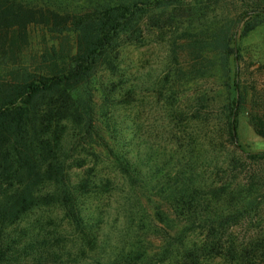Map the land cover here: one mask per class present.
Listing matches in <instances>:
<instances>
[{
	"label": "trees",
	"instance_id": "trees-1",
	"mask_svg": "<svg viewBox=\"0 0 264 264\" xmlns=\"http://www.w3.org/2000/svg\"><path fill=\"white\" fill-rule=\"evenodd\" d=\"M209 1L213 7L224 0H86L67 10L49 1L0 0V264H64L58 254L63 246L52 245L56 234L47 231L54 210L67 221L66 237L75 242L77 255L98 246L87 206L96 186L87 178L95 168L72 180V170L92 161L112 165L126 188L127 221L110 264H212V256L223 253L230 264L263 263L264 239L244 245L223 240L230 228L257 214L264 176L252 172L245 185L235 180L212 185L205 175L212 155L165 164L161 174L152 160L134 157L114 116L117 91L126 85L118 75L122 48L144 45L154 30L175 35V49L176 40H184L195 59L206 42L234 55L238 26L264 10V0H241L245 8L237 18L209 22L204 15ZM243 25L245 33L255 27ZM39 28L51 38L43 37L44 45L27 63L31 32ZM6 70L12 78L4 76ZM105 71L119 80L107 82ZM234 89L235 98L227 92L223 106L232 150L222 158L225 178L233 179L237 171L264 162V152L238 144L248 94L237 81ZM125 91L130 99L131 87ZM252 117L255 133L264 138L263 119ZM107 178L116 181L117 175ZM105 181L102 188L109 191L112 183ZM196 234L201 238L191 240Z\"/></svg>",
	"mask_w": 264,
	"mask_h": 264
},
{
	"label": "rangeland",
	"instance_id": "rangeland-1",
	"mask_svg": "<svg viewBox=\"0 0 264 264\" xmlns=\"http://www.w3.org/2000/svg\"><path fill=\"white\" fill-rule=\"evenodd\" d=\"M29 1H49L56 10H67L86 0ZM246 2L250 4V0ZM209 5L204 14L209 22L237 18L245 8V5H241V0H224L213 7L212 1H209ZM226 5L235 6L230 9ZM193 8L199 9L200 6ZM246 22L255 25L247 33L244 32L243 25ZM238 27L240 29L235 36L234 45L236 53L230 56L220 52L218 46L212 48L206 42L207 48L202 57L195 59L186 50L184 40H176L180 43L175 49L172 46L175 35H161L154 30L147 33L144 45L122 48L123 57L118 75H122L126 85L123 86L124 90L121 89L119 93L117 91L118 98L113 111L118 122H122V142H128L136 159L152 160L157 166V172L164 174L168 169L165 164L169 167L182 164L189 156H193L194 162H199L203 157L212 155V167L209 165L205 168V175L210 177L208 179L212 180V185L228 180L245 185L249 182L247 177L250 174L264 176V162L248 165L244 172L237 171L235 179L225 178L223 171L226 163H222V158L232 150L227 140L223 106L227 92H230L231 98H235L236 81L248 94L247 105L239 115L238 144L247 151L264 152V138L255 133L252 122L254 114L261 116L263 121L259 124L264 129V10L245 17ZM31 36L32 45L24 56L29 61L27 63L31 62L33 53L44 45V38H51L41 28L31 32ZM102 75L109 78L107 82L119 80L118 76H109L106 71ZM4 76L12 78L9 70L5 71ZM97 83L100 85L101 80ZM130 87V99L125 100V89ZM92 165L95 168L90 172L93 178L87 179L96 186L91 190L94 193H90L87 206L93 224L96 225L98 246L91 252L77 255L75 242L66 237L69 231L67 221L63 220L61 212L54 210L47 231L56 234L51 237L52 245L63 246L60 247L62 252L58 254L64 264H110L115 239L127 221L124 216L127 207L122 199L126 188L122 184L121 173H116L112 165L98 163L96 166V162L92 161L82 169L72 170V180L87 177ZM84 169L87 171L83 172ZM114 175H117L116 181L107 178ZM105 180L112 183L109 191L102 188ZM260 203L254 217L245 219L228 230L223 240L225 245L231 241L236 245H244L253 240L264 239V199ZM60 236L63 239L65 236V241H61ZM200 238L196 234L191 240ZM223 254L212 256V264H230ZM256 264H264V261L262 263L258 260Z\"/></svg>",
	"mask_w": 264,
	"mask_h": 264
}]
</instances>
